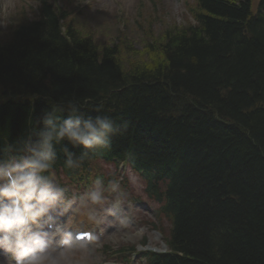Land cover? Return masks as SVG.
<instances>
[{
  "label": "trees",
  "instance_id": "16d2710c",
  "mask_svg": "<svg viewBox=\"0 0 264 264\" xmlns=\"http://www.w3.org/2000/svg\"><path fill=\"white\" fill-rule=\"evenodd\" d=\"M41 3L0 40V160L22 154L54 103L79 100L80 115L120 131L107 149L55 144L46 174L70 182L114 158L141 169L170 223L168 251H146V264H264V0H196L195 23L127 46L128 65L73 11Z\"/></svg>",
  "mask_w": 264,
  "mask_h": 264
},
{
  "label": "rangeland",
  "instance_id": "374dc122",
  "mask_svg": "<svg viewBox=\"0 0 264 264\" xmlns=\"http://www.w3.org/2000/svg\"><path fill=\"white\" fill-rule=\"evenodd\" d=\"M258 0H254L256 7ZM55 2V0H54ZM68 11H73V24L79 31L91 34L98 45H116L120 50V59L125 64L131 63L134 54L126 51L127 46L143 52L147 42L161 38V33L167 27L186 26L196 22L193 9L196 0H56ZM39 7L38 0H0V40L10 36L9 28L14 26L22 17L35 15ZM146 57L137 56V59ZM136 59V58H135ZM103 172L108 182L114 177V184L103 190L105 196L112 200L120 198L122 208L126 211L125 218H118L109 210V203L104 202L98 213L84 203V198L75 199L67 213L80 210L82 216L89 220L94 218L103 221L104 236L96 242L84 246L81 250L71 249L70 256L78 264H119L116 259L136 257L143 249V242L148 246L162 249V242L167 236L170 223L165 217H159L154 212L158 205L151 200L145 191V182L134 172H129V178L115 175V168L104 166ZM113 175V176H110ZM85 199L88 196L83 194ZM144 199L146 202H135ZM127 219H131L130 222ZM73 222V217H70ZM109 245L107 254L103 248ZM134 246L137 250L118 249ZM129 257V258H128ZM131 260V258H130ZM6 258L0 250V264H5ZM101 262V263H100ZM136 258L132 264H139ZM121 264H123L121 262Z\"/></svg>",
  "mask_w": 264,
  "mask_h": 264
},
{
  "label": "clouds",
  "instance_id": "9594fccd",
  "mask_svg": "<svg viewBox=\"0 0 264 264\" xmlns=\"http://www.w3.org/2000/svg\"><path fill=\"white\" fill-rule=\"evenodd\" d=\"M81 102L70 99L66 104H53L42 117V130L23 142L21 155H9L0 160V250L10 253L5 264H78L70 256V238L60 226L51 225L53 209L67 207L64 189L58 187L46 173L55 159L54 145L67 139L85 149L110 148V136L120 131L108 116L84 118L79 114ZM68 118L60 121L59 114ZM66 166H76L81 157L64 149ZM83 155V154H82ZM97 185L100 181L98 180ZM118 185L113 184V188ZM93 204L101 202L99 189L87 194ZM56 237H60L59 241Z\"/></svg>",
  "mask_w": 264,
  "mask_h": 264
},
{
  "label": "bare ground",
  "instance_id": "6f19581e",
  "mask_svg": "<svg viewBox=\"0 0 264 264\" xmlns=\"http://www.w3.org/2000/svg\"><path fill=\"white\" fill-rule=\"evenodd\" d=\"M6 2H7V0H6Z\"/></svg>",
  "mask_w": 264,
  "mask_h": 264
}]
</instances>
